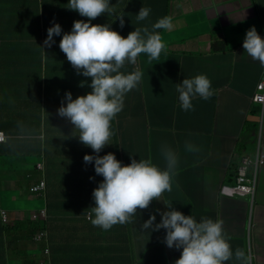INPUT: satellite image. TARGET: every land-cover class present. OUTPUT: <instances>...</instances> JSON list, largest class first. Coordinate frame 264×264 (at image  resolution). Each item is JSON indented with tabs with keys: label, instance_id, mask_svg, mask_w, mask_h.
I'll use <instances>...</instances> for the list:
<instances>
[{
	"label": "crops",
	"instance_id": "0c3cea01",
	"mask_svg": "<svg viewBox=\"0 0 264 264\" xmlns=\"http://www.w3.org/2000/svg\"><path fill=\"white\" fill-rule=\"evenodd\" d=\"M39 1L32 44L49 95L27 77L25 104L0 124L25 153L0 154V183L2 196L36 198L29 184L40 173L15 165L43 161L48 236L33 253L9 252L10 264L38 255L45 264H264V166L253 205L220 194L260 142L262 107L251 99L264 77V0H168L167 10L162 0ZM152 3L155 23L166 19L155 50L136 41L149 16L131 13ZM78 41L87 54L71 51ZM101 56L106 92L83 104L74 78ZM14 61L8 68L28 72L32 60Z\"/></svg>",
	"mask_w": 264,
	"mask_h": 264
},
{
	"label": "trees",
	"instance_id": "16d2710c",
	"mask_svg": "<svg viewBox=\"0 0 264 264\" xmlns=\"http://www.w3.org/2000/svg\"><path fill=\"white\" fill-rule=\"evenodd\" d=\"M133 1L139 2L142 0ZM162 5L167 10L168 0H162ZM139 7L137 9H131L132 15H148L149 20H151L152 23H148L146 27L138 31V34L136 35V41L140 42L146 47L155 49L157 37L161 30L160 26H162V24L165 22V19H162L158 25L155 23L154 3L150 4L149 7L147 5L143 8ZM40 14L41 8L39 0H0V60H2L3 65L8 68L9 60H12V63L16 64V61L14 60H24V57L25 60L31 59L32 61L29 63L30 68L28 69V72H26L27 68L22 71L20 69L12 68V71L18 75V79L21 81L26 80L27 77L32 79L38 78L39 82H35L31 86H36V84L39 83L40 85L37 87L39 92L41 91L42 95L45 93L46 95H49L47 90L48 88H46L47 81L44 80V74L41 73V64L42 60H44L41 53V47L39 46L38 52H35L34 48L38 45L32 44L34 43L33 38L41 37L39 32L41 26ZM144 36L151 37V39L147 41L142 38ZM29 43L31 44L30 46L27 45ZM20 45H24L25 47H18ZM27 48H32L33 51L27 52ZM30 53H33L34 55H31ZM21 64L23 63L21 62ZM61 64H63L62 69L65 75L68 77V79L72 80L74 76L67 70L64 63ZM77 66L78 64L76 62H70V67L72 70L77 68ZM2 69V66H0V98H8L11 102V108L13 106L20 107L24 105L25 100L27 97H29V95H26V85H24L23 82H12L8 71L3 73ZM79 77L80 80L74 78L75 86H77L78 91L81 92L79 96L76 97L82 98L81 102L83 104L92 103V100H95L99 97V93L101 91L104 93L106 92L105 87L109 81L107 67L106 65L97 62L96 58L88 60L86 72L80 74ZM61 79H63V77H61ZM59 88L60 87H56V89ZM83 92L85 94H83ZM58 96L63 97L64 94H59ZM43 101L44 103H42V101L40 102L38 108L39 113L43 112L42 108H47L50 106L49 103L51 102V98L44 96ZM5 118L0 121V124L3 123ZM5 133L8 136V140L5 144L0 146V154H25L23 150L13 145V143H15L13 139L16 138L15 134L17 132L9 133V131L6 129ZM34 133H36V131ZM39 144V142L36 143V146L38 147ZM38 153L41 152L38 151ZM27 166L28 164L21 168L24 173L26 171L33 172L36 168V164L32 167ZM2 202L3 200L0 183V211H5L7 216V218L4 219L3 212H0V264H10L14 261V259L10 261L7 260V254L9 252L22 255L23 253H33L35 249L40 248V245H38L39 243L36 240V236L45 229L46 222L40 219L32 220L29 217L23 219L16 218L12 220V218L16 217V215L10 214L8 211H6L2 206ZM19 244L21 247L18 248ZM36 264L39 263L37 262Z\"/></svg>",
	"mask_w": 264,
	"mask_h": 264
},
{
	"label": "built area",
	"instance_id": "2783aa9c",
	"mask_svg": "<svg viewBox=\"0 0 264 264\" xmlns=\"http://www.w3.org/2000/svg\"><path fill=\"white\" fill-rule=\"evenodd\" d=\"M253 101L256 103H261L264 105V77L263 80L257 86V92L253 97ZM260 142L256 146V153L253 156L245 157L241 160L239 165L234 168L235 171H231V177L235 179L234 188H227L224 186L222 188V193L225 195L232 194L238 197H251V205L254 204V198L258 189L259 176L261 168L264 165V150L261 146L263 142V118L260 120L259 127ZM5 135L0 131V141L5 140ZM38 169L42 170L43 165L38 164ZM45 181H41L40 184L34 185L31 187V191L35 193H40L45 190ZM44 214V212H42ZM37 214L33 215V218H37ZM4 219L7 218L6 213L3 212ZM43 234H40L36 237V240H40Z\"/></svg>",
	"mask_w": 264,
	"mask_h": 264
},
{
	"label": "rangeland",
	"instance_id": "374dc122",
	"mask_svg": "<svg viewBox=\"0 0 264 264\" xmlns=\"http://www.w3.org/2000/svg\"><path fill=\"white\" fill-rule=\"evenodd\" d=\"M188 17H190V21L188 23V31L190 33H192L193 31V28H194V25L195 23L193 22V15L192 14H189ZM0 66H2V72L5 73L6 71H8V74L10 75L11 77V81L12 82H23L25 83L26 80H19L18 79V75L12 71V68L8 69L7 67H5L2 64H0ZM75 100H82L81 98L80 99H75ZM0 104L2 105V107L0 108V121L5 118V117H13V115L11 114H8L10 112V110H12V108L10 107V100L7 98V99H1L0 100ZM5 126H11L12 124L11 123H4ZM15 164V162H14ZM17 166L18 168H22L24 166L23 165H15ZM23 196H19V198L17 197V194L15 192H10V193H6L4 194V196H2V206L3 208L8 211L10 214H13V215H16V217H13L12 220L14 219H20L22 217H27V213L28 212H32V211H41L42 209H45L46 207V203L47 201L45 200L44 197H36L34 199H31V200H25V199H21ZM73 210H68L67 211V217L69 219V214L72 212ZM31 213H29L30 215ZM80 215H82L80 213ZM65 223H69V220H66ZM251 215H249V232L247 234V237H246V242H247V246L249 247L250 246V239H251V236H253L251 234L252 232V228H251ZM254 227V226H253ZM21 247V245L19 244L18 245V248ZM39 256V255H38ZM36 256L35 258H31L29 259L28 261L31 262L32 264L35 263V260H39V257ZM15 262V260H14ZM146 264H152V261H149L147 262Z\"/></svg>",
	"mask_w": 264,
	"mask_h": 264
},
{
	"label": "clouds",
	"instance_id": "9594fccd",
	"mask_svg": "<svg viewBox=\"0 0 264 264\" xmlns=\"http://www.w3.org/2000/svg\"><path fill=\"white\" fill-rule=\"evenodd\" d=\"M168 8H169V6H168ZM165 22H166V19H165ZM165 22L162 24V26L165 24ZM162 26H160L161 28H162ZM143 45V44H142ZM70 49H71V51L73 52V53H75V54H78V53H81V54H87L88 53V50H89V45H88V43L87 42H85V41H78V42H74L73 44H70ZM151 49V48H150ZM155 49H156V47H155ZM154 49V50H155ZM97 59V62H99L100 64H103V65H106V67H107V72H108V70H109V68H108V65H107V63H106V60H105V58L103 57V56H101V57H97L96 58ZM263 80V79H262ZM261 80V81H262ZM260 81V82H261ZM259 82V83H260ZM258 83V84H259ZM258 84H257V86H258ZM256 92H257V87H256ZM256 92H255V94H256ZM254 94V95H255ZM254 95L252 96V99H251V101L253 102V103H255V104H258V105H260L261 107H262V109H261V112H260V116H259V126H260V120L263 118V138H264V105L263 104H261V103H256V102H254L253 101V97H254ZM1 132H3L4 133V135H5V140H3V141H0V146L1 145H3V144H5L6 142H7V140H8V136H7V134L4 132V131H2V130H0ZM263 142H264V139H263ZM257 148V147H256ZM263 150H264V148H263ZM255 153H256V149H255V151H254V154L253 155H255ZM253 155H245L244 157H242V159L243 158H245V157H249V156H253ZM241 159V160H242ZM241 162V161H240ZM42 164L43 165V169L42 170H40V169H38V164ZM239 165V163H237V164H235L234 166H233V168H235V167H237ZM264 166V165H263ZM263 166H262V168H263ZM262 168H261V170H262ZM39 173H40V176L37 178V183L36 184H33V185H31V184H29V193L30 194H32V195H34V196H36V197H44L45 195H46V192H47V179H46V177L45 176H43V172H44V163H43V161H39L38 163H36V168H35ZM233 171H235L234 169L232 170V172ZM261 173V172H260ZM232 176V174H230V176H229V178L231 179V182H233V181H235V179L233 178V177H231ZM28 179L29 180H31L32 179V176L29 174L28 175ZM41 181H45V184H46V186H45V190L44 191H42V192H40V193H35V192H32L30 189H31V187L32 186H34V185H37V184H40V182ZM224 186H228L227 188L230 190V188H234L233 186H235V183L234 184H232V185H228V183L227 182H225L224 184H222V187L220 188V194L223 196V197H230V198H239V199H242V198H250L251 199V197L250 196H246V197H238V196H235V195H232V194H228V195H225V194H223L222 193V188L224 187ZM0 212H5V211H0ZM42 212H44V214L42 213ZM34 214H37L38 216H37V218H33V215ZM27 217H29L30 219H32V220H38V219H40V220H42V221H45L46 222V220H47V211H46V209H42L41 211H34V212H32L30 215L28 214L27 215ZM27 217H25V218H27ZM24 217H22V218H20V219H23ZM40 234H43V236H42V238L40 239V240H37V242L39 243L38 245H40L41 244V242L45 239V241H46V239H47V236H48V230H47V228H45L41 233H39L38 235H40ZM37 235V236H38ZM36 236V237H37ZM45 253L46 254H49V248H46L45 249ZM24 262H25V260H24ZM39 263V264H42V263H46V261H42V262H40L39 260L37 261V260H35V264L36 263ZM29 263H31V262H29Z\"/></svg>",
	"mask_w": 264,
	"mask_h": 264
}]
</instances>
